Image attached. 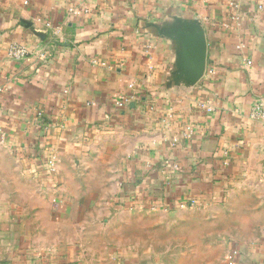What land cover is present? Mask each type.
Returning a JSON list of instances; mask_svg holds the SVG:
<instances>
[{
	"label": "crops",
	"instance_id": "0c3cea01",
	"mask_svg": "<svg viewBox=\"0 0 264 264\" xmlns=\"http://www.w3.org/2000/svg\"><path fill=\"white\" fill-rule=\"evenodd\" d=\"M259 102L264 0H0V264H264Z\"/></svg>",
	"mask_w": 264,
	"mask_h": 264
},
{
	"label": "water",
	"instance_id": "95a60500",
	"mask_svg": "<svg viewBox=\"0 0 264 264\" xmlns=\"http://www.w3.org/2000/svg\"><path fill=\"white\" fill-rule=\"evenodd\" d=\"M160 33L179 40L177 76H185L190 82L197 80L204 70L206 57L205 40L198 22L176 20L170 29L161 30Z\"/></svg>",
	"mask_w": 264,
	"mask_h": 264
},
{
	"label": "built area",
	"instance_id": "2783aa9c",
	"mask_svg": "<svg viewBox=\"0 0 264 264\" xmlns=\"http://www.w3.org/2000/svg\"><path fill=\"white\" fill-rule=\"evenodd\" d=\"M237 47H240V46H237ZM27 52L28 50L24 46H16V45L10 46L7 50V54L14 58H22L27 54ZM247 62L250 63V61H247ZM131 86L132 85L129 84V87ZM125 101L126 99H119L118 101H115V103L121 107L124 104H126ZM251 113L253 117H262L264 119V103L259 102L255 104ZM50 165H52V163H50ZM237 254H238V250L233 249L228 256V259L231 261L235 256H237Z\"/></svg>",
	"mask_w": 264,
	"mask_h": 264
}]
</instances>
